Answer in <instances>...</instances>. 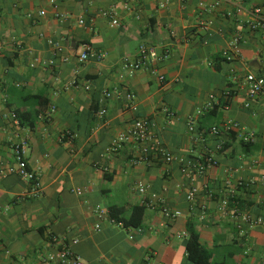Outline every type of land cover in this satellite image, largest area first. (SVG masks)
Here are the masks:
<instances>
[{
  "label": "crops",
  "instance_id": "1",
  "mask_svg": "<svg viewBox=\"0 0 264 264\" xmlns=\"http://www.w3.org/2000/svg\"><path fill=\"white\" fill-rule=\"evenodd\" d=\"M214 2L0 0V168L16 164L13 145L25 139L42 187L35 195L18 174L0 177V264H55L48 255L63 242L88 264H195L186 251L189 226L211 262L264 264V95L250 98L244 87L247 74L264 73V33L239 21L233 3ZM246 4L264 9V0ZM236 37L239 56L227 61ZM142 44L168 56L150 65L156 73L130 76L123 62L137 60ZM86 46L104 58L79 62ZM104 92L115 95L100 116ZM128 93L136 112L127 108ZM137 118L149 121L171 162L151 154L133 163L142 155L136 142L109 150ZM228 121L240 129L229 131ZM250 132L255 140L245 142ZM208 154L217 164L194 172L192 182L182 162L198 164ZM192 184L201 192L193 204L186 199ZM231 188L230 206L221 209ZM150 193L181 216L169 222L148 207ZM114 206L125 219L144 207L141 226L113 224ZM238 213L262 223L248 225Z\"/></svg>",
  "mask_w": 264,
  "mask_h": 264
},
{
  "label": "built area",
  "instance_id": "2",
  "mask_svg": "<svg viewBox=\"0 0 264 264\" xmlns=\"http://www.w3.org/2000/svg\"><path fill=\"white\" fill-rule=\"evenodd\" d=\"M223 2H230L234 4L238 20L244 21L246 23V26L251 31H260L264 33V9L262 7H255L253 9H249L246 4L247 0H215L214 6L218 7ZM242 16H247L248 19L245 21L242 19ZM80 22L83 23L82 20ZM112 25H118V21L116 19H112ZM239 39V37H236L231 43L230 49L224 51L223 56L227 61L234 60L236 57L239 56ZM53 46L55 47L56 52L62 50V47L57 43H53ZM138 54L139 58L137 60L130 61L128 59H125L123 62L122 69L125 73H128L130 76L134 75L137 71L142 70L144 68L150 69L152 73H156V70L153 69V67L150 65L168 56L167 53L160 54L156 47L145 44H142L139 47ZM91 58L101 60L102 58H104V54L94 52L89 46H86L83 52L79 54L77 59L79 62L84 63ZM159 79L163 81L165 77L163 75H160ZM244 87L247 95L250 98H257L261 95H264V73L260 75L254 73L247 74L244 80ZM85 89L89 90L90 86H86ZM114 95L115 92H104L103 97L100 101V116H105L107 112L105 108V102L111 99ZM126 98L127 108L133 112H136V96L132 93H128ZM13 117L16 116L13 115ZM188 128L190 132H193L195 130L192 121L188 122ZM226 128L229 131H238L240 129V126L236 122L228 121L226 123ZM212 132L215 134L218 133V128H212ZM246 134L248 135L243 137V140L245 142H251L255 140L254 132ZM127 142H136L141 145L142 155L138 158V160H134L133 163H139L148 160L151 154L155 157L164 158V160L168 163L173 160V157L170 154H165L163 152V149L161 148L159 143L156 142V140L150 133L149 121L146 118H137L132 124L129 132H127L126 134H122L113 140L112 146L109 148V150H117L118 148L122 147L124 143ZM27 146L28 142L25 139H22L13 145V152L16 164L14 166L1 167L0 177L5 174L16 173L31 184L32 191L35 195H39L41 194L42 187L38 179L37 173L29 168L28 163L26 161L25 154ZM221 148L222 146L220 144L216 146L217 150H221ZM195 163V161H190L187 163L182 162V171L185 175L191 178L192 182L194 180V172H196L197 174H204L210 167L217 164L215 158L211 154L205 156L203 160H200V162H198V164ZM138 190L140 193L146 194L148 188L143 184H138ZM200 193V189L196 185L192 184L186 194L187 201L192 204L195 203ZM234 193V188H231L229 198L222 200L220 203L221 209L226 210L230 206V199L231 197H233ZM206 197H208L209 199L214 198L213 194L209 191L206 193ZM145 204L148 207H155L160 209L165 219L169 222H173L181 216V212L179 210L169 208L167 203L163 199L159 198V196L155 193H150L148 195V201H145ZM98 210L101 213L103 212L100 207L98 208ZM238 216L243 222L251 226L259 225L262 223V220L260 218H255L250 214L238 213ZM111 222L117 225L118 227H125L122 222H118L115 219H111ZM182 235L186 236L187 234L184 232L182 233ZM55 242H58V239H55ZM76 243H78V239L72 240V244ZM47 259L48 261L55 262V264H88L84 261L83 257L79 253L73 250L71 245H68L65 242H63L62 246L59 247L57 252L49 254Z\"/></svg>",
  "mask_w": 264,
  "mask_h": 264
},
{
  "label": "trees",
  "instance_id": "3",
  "mask_svg": "<svg viewBox=\"0 0 264 264\" xmlns=\"http://www.w3.org/2000/svg\"><path fill=\"white\" fill-rule=\"evenodd\" d=\"M45 108L41 106L37 111L35 112V115H39L41 111H43ZM31 116H33L32 112H29ZM17 115L19 118H21V124L22 120H24L21 117L20 111H17ZM24 124V122H23ZM34 125V117L31 118L28 122V126ZM111 218L115 219L118 222H122L125 226H132V227H139L141 226L143 222V215H144V207L142 206H135L132 209V213L128 219L122 218L123 210L114 206L110 209ZM189 232V238L186 243V251L188 254L189 259L195 263V264H223V263H214L211 262V257L208 253H206L203 248L201 247L200 241H199V235L195 232L192 226H189L188 228Z\"/></svg>",
  "mask_w": 264,
  "mask_h": 264
}]
</instances>
